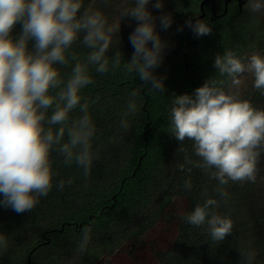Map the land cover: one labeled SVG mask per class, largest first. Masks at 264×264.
Masks as SVG:
<instances>
[{"label":"clouds","instance_id":"clouds-1","mask_svg":"<svg viewBox=\"0 0 264 264\" xmlns=\"http://www.w3.org/2000/svg\"><path fill=\"white\" fill-rule=\"evenodd\" d=\"M101 2L107 7L110 0ZM150 3L134 0V6L122 9L118 22L109 23L99 7L81 11L82 0H0V206L17 214L31 212L49 194L58 175L50 158L53 151L63 157L64 164L81 168L85 178L90 175L98 153L92 150L97 129L89 109L99 98L90 100L81 92L94 83L91 68L107 74L123 66L126 75L134 74L143 82L141 86H150L154 93L165 91V78L155 69L163 63L168 44L157 32L156 21L166 31L173 17L166 13L157 18L149 10ZM163 5L164 0H154L152 8L162 11ZM245 8L262 12L264 2L247 0ZM124 17L135 20L136 27L128 38L131 58L122 65L118 45ZM185 26L197 37L212 33V26L202 19L189 18ZM77 44L87 50L85 55L74 50ZM213 66L221 79H207L191 95L173 93L169 127L180 145L177 152L184 153L178 168L202 169L219 182L215 191L226 200L223 186L229 181L255 183L264 154V109L242 99L238 91L248 73L253 88L264 94V55L254 51L239 56L225 50L215 56ZM62 68L70 72L62 74ZM138 95L139 89L129 93L126 111L120 114V127L126 131L128 117L139 111ZM185 140L193 142L199 160L188 156ZM64 186L60 180L58 189ZM184 187L191 189L190 178ZM201 195L203 203L181 219L196 228L207 225L212 241L223 242L232 234L233 221L215 210L219 202L208 197L207 190ZM91 234V226L81 229L70 264L86 252ZM7 247V237L0 233V252ZM240 255L242 264H253L256 258L255 251L241 250Z\"/></svg>","mask_w":264,"mask_h":264},{"label":"trees","instance_id":"trees-1","mask_svg":"<svg viewBox=\"0 0 264 264\" xmlns=\"http://www.w3.org/2000/svg\"><path fill=\"white\" fill-rule=\"evenodd\" d=\"M201 1L164 0L162 11L152 8L154 0L148 6L157 18L166 13L173 17L166 31L161 30L159 19L156 21L157 32L168 44L163 63L155 69L158 76L165 78L162 94L152 92L150 86H141L143 82L134 74L126 75L123 66L107 74L90 69L94 83L81 94L90 100L99 98L89 109L97 129L92 150L98 158L85 178L81 168L75 163L64 164L63 157L53 151L50 158L58 175L49 194L41 197L31 212L17 214L0 206V233L8 240L7 249L0 253V264H28L31 251V264H70L81 229L91 226L88 249L75 262L86 264L88 255L101 246L111 254L123 242L134 240L133 249L158 223L175 227L168 246L152 244L158 264H242L241 250L255 251L253 264H264V154L257 165L255 183L229 181L223 186L228 193L226 200L215 191L219 182L202 169L192 165H186L184 170L178 168L184 163V153L177 152L179 142L170 134L173 93L191 95L207 79H221L213 65L215 56L225 50L239 56L254 51L264 54V11L251 13L245 5L240 10L232 0L226 14L212 19L209 1L206 16L198 19L210 24L212 33L197 37L190 28L186 29L185 21L201 13ZM215 1L217 10L223 12L225 0ZM82 4L81 11L99 7L109 23H114L119 21L123 8L134 6V0H110L107 7L101 0H82ZM181 26L182 30L177 31ZM135 27V20L121 19L118 47L122 65L131 58L133 48L128 38ZM74 50L81 55L87 53L79 44L74 45ZM61 72L66 75L70 68H62ZM134 89H139V111L128 117L126 131L120 127V114L126 111L129 93ZM242 99L264 109V94L254 88ZM183 147L193 161L199 160L192 141L185 140ZM189 178L192 187L186 189L184 181ZM60 180L65 181L63 190L57 187ZM205 190L208 197L219 202L215 210L233 221L232 234L223 242L212 241L207 225L196 228L181 219L183 213L203 203L201 194ZM176 200L186 203L183 211L174 209Z\"/></svg>","mask_w":264,"mask_h":264},{"label":"rangeland","instance_id":"rangeland-1","mask_svg":"<svg viewBox=\"0 0 264 264\" xmlns=\"http://www.w3.org/2000/svg\"><path fill=\"white\" fill-rule=\"evenodd\" d=\"M261 55L264 54L261 53ZM243 79L244 83L238 89L241 98L253 90L251 74L245 73ZM185 204L183 200L173 202L174 209L178 212L183 211ZM174 233V225L158 223L142 236L144 242H136L133 249L134 240L123 242L119 249L111 254L108 253L107 247L101 246L96 249L94 254L88 255L86 264H158L152 252V244L157 247H166L171 243Z\"/></svg>","mask_w":264,"mask_h":264},{"label":"water","instance_id":"water-1","mask_svg":"<svg viewBox=\"0 0 264 264\" xmlns=\"http://www.w3.org/2000/svg\"><path fill=\"white\" fill-rule=\"evenodd\" d=\"M212 2V13H211V18L212 19H214V18H216V17H218V16H223L224 14H226L227 13V11H228V4H229V2L230 1H232V0H225L224 1V10H223V12H221V13H217V10H216V3H215V0H202L201 1V4H200V8H201V13L199 14V15H197V16H193V17H191V19L193 20V22H195V20L196 19H198V18H203V17H205V15H206V11H205V5H206V3L207 2ZM238 3H239V5H240V7H242L246 2H247V0H236ZM188 27L186 26V29H187ZM185 31V30H184ZM177 44L179 45V40L177 41ZM31 255H32V251L30 252V254H29V257H28V264H31Z\"/></svg>","mask_w":264,"mask_h":264},{"label":"flooded vegetation","instance_id":"flooded-vegetation-1","mask_svg":"<svg viewBox=\"0 0 264 264\" xmlns=\"http://www.w3.org/2000/svg\"><path fill=\"white\" fill-rule=\"evenodd\" d=\"M235 1H236V0H235ZM230 2H231V1H230ZM230 2H229V3H230ZM236 2H237V1H236ZM215 3H216V1H215ZM237 3H238V2H237ZM245 4H246V3H245ZM245 4H244V5H245ZM244 5H243L242 7H240V5H239V3H238V6H239L240 10L243 9ZM228 6H229V4H228ZM216 10H217V6H216ZM205 11H206V9H205ZM217 13H221V12L217 10ZM205 16H206V15H205ZM203 18H204V17H203Z\"/></svg>","mask_w":264,"mask_h":264}]
</instances>
